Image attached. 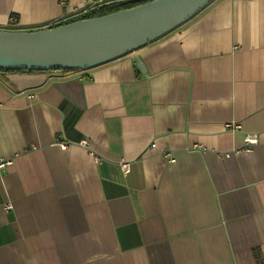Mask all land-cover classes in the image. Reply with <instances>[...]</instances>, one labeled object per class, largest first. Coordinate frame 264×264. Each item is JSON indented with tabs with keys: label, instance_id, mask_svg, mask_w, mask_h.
<instances>
[{
	"label": "crops",
	"instance_id": "crops-1",
	"mask_svg": "<svg viewBox=\"0 0 264 264\" xmlns=\"http://www.w3.org/2000/svg\"><path fill=\"white\" fill-rule=\"evenodd\" d=\"M93 1L0 0V30ZM1 161L0 264H264V0L93 68L1 72Z\"/></svg>",
	"mask_w": 264,
	"mask_h": 264
},
{
	"label": "water",
	"instance_id": "water-1",
	"mask_svg": "<svg viewBox=\"0 0 264 264\" xmlns=\"http://www.w3.org/2000/svg\"><path fill=\"white\" fill-rule=\"evenodd\" d=\"M214 1L154 0L56 28L0 30V71H79L93 68L163 37ZM138 67L145 73L141 62Z\"/></svg>",
	"mask_w": 264,
	"mask_h": 264
},
{
	"label": "built area",
	"instance_id": "built-area-1",
	"mask_svg": "<svg viewBox=\"0 0 264 264\" xmlns=\"http://www.w3.org/2000/svg\"><path fill=\"white\" fill-rule=\"evenodd\" d=\"M107 2H108V0H94L93 4L91 6H89V7H86V6L78 7V8H76L77 12L73 13L71 16H67V17L63 18L62 20H59L56 23H53L51 26H58L59 27V26L66 25L67 22H69L71 20H74L76 18H79V17H81L83 15L89 14L90 12L94 11L96 8H99V7H102V6L106 5ZM10 23L14 24V26H18L19 25L18 17L12 16L10 18ZM258 141H259V139H258V135L257 134H247L246 137H245L246 150L247 151L250 150V147L258 144ZM68 143L69 142H63L61 144L62 149L66 150L68 145H69ZM81 144L82 145H88V142H81ZM228 156L229 155H227V157ZM10 164H11L10 162L1 161L0 162V172H2ZM122 169H123L125 174H128L130 172V165L128 163H123L122 164ZM5 209L9 210V209H11V206L10 205H6Z\"/></svg>",
	"mask_w": 264,
	"mask_h": 264
},
{
	"label": "trees",
	"instance_id": "trees-1",
	"mask_svg": "<svg viewBox=\"0 0 264 264\" xmlns=\"http://www.w3.org/2000/svg\"><path fill=\"white\" fill-rule=\"evenodd\" d=\"M154 0H126V1H120V2H116V3H111V4H106L102 7L96 8L94 11L90 12L89 14L83 15L79 18H76L74 20H71L69 22H67V24L69 23H74L77 21H82V20H89V19H94V18H98V17H103L109 14H113L122 10H127V9H131V8H135L137 6L146 4L148 2H151ZM9 28L7 29L8 31H21L20 27L18 26H14V24L9 23ZM12 27H17L18 29H14ZM58 26H51L49 28H56ZM14 29V30H13ZM78 70H53L51 72H64L66 74L69 73H73L76 72ZM1 72H9V71H0ZM26 72H35V71H26ZM257 259L258 262L261 264V259L260 256L257 255Z\"/></svg>",
	"mask_w": 264,
	"mask_h": 264
},
{
	"label": "rangeland",
	"instance_id": "rangeland-1",
	"mask_svg": "<svg viewBox=\"0 0 264 264\" xmlns=\"http://www.w3.org/2000/svg\"><path fill=\"white\" fill-rule=\"evenodd\" d=\"M12 28H14V29H18L17 27H12ZM14 29H13V30H14Z\"/></svg>",
	"mask_w": 264,
	"mask_h": 264
}]
</instances>
